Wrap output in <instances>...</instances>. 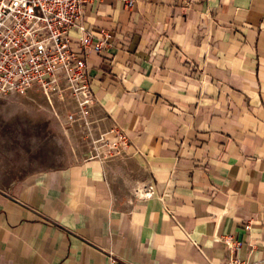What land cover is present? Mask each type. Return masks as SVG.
<instances>
[{"label": "crops", "instance_id": "1", "mask_svg": "<svg viewBox=\"0 0 264 264\" xmlns=\"http://www.w3.org/2000/svg\"><path fill=\"white\" fill-rule=\"evenodd\" d=\"M133 1L84 7L89 117L128 146L0 171V264H220L225 233L264 264V0Z\"/></svg>", "mask_w": 264, "mask_h": 264}, {"label": "built area", "instance_id": "2", "mask_svg": "<svg viewBox=\"0 0 264 264\" xmlns=\"http://www.w3.org/2000/svg\"><path fill=\"white\" fill-rule=\"evenodd\" d=\"M90 1L0 0L1 94L25 93L38 85L64 96V90L68 89L77 107L68 113V121L83 120L90 128L93 93L87 55L91 49L101 51L109 42L106 31L96 36L85 23L84 7ZM127 2L130 6L134 4L133 0ZM72 30L79 32L77 39ZM92 142L94 146L86 157L108 158L121 155L129 137L122 127L114 125ZM218 239L230 250L220 264H258L234 254L242 241L233 233L222 234Z\"/></svg>", "mask_w": 264, "mask_h": 264}, {"label": "rangeland", "instance_id": "3", "mask_svg": "<svg viewBox=\"0 0 264 264\" xmlns=\"http://www.w3.org/2000/svg\"><path fill=\"white\" fill-rule=\"evenodd\" d=\"M76 110L68 89L64 96L38 85L25 93H0L1 173L21 175L54 166L77 146L85 145L89 152L92 141L105 131L97 133L83 120L69 122L68 113Z\"/></svg>", "mask_w": 264, "mask_h": 264}]
</instances>
